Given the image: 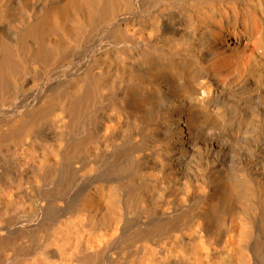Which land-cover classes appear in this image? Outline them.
Listing matches in <instances>:
<instances>
[{
    "label": "bare ground",
    "instance_id": "1",
    "mask_svg": "<svg viewBox=\"0 0 264 264\" xmlns=\"http://www.w3.org/2000/svg\"><path fill=\"white\" fill-rule=\"evenodd\" d=\"M0 264H264V0H0Z\"/></svg>",
    "mask_w": 264,
    "mask_h": 264
}]
</instances>
